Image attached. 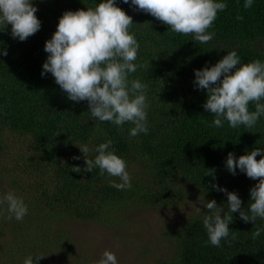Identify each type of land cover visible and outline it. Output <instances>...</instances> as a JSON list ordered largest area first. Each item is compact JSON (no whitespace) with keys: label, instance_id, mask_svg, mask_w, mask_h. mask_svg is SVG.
Wrapping results in <instances>:
<instances>
[{"label":"trees","instance_id":"1","mask_svg":"<svg viewBox=\"0 0 264 264\" xmlns=\"http://www.w3.org/2000/svg\"><path fill=\"white\" fill-rule=\"evenodd\" d=\"M32 2L38 8L39 31L20 41L12 37L11 24L0 29V198L12 191L28 208L23 220L14 215L9 220L7 203L0 204V264H24L27 257L39 255L44 257L36 264H52V256L73 255L62 221L114 226L131 208L171 207L192 197L201 200V210L163 227L169 250L155 264H264V219L245 222L239 212L232 213L229 227L235 239L230 236V244L222 240L220 247L211 245L203 226L206 201L215 199L227 211V195L213 183L237 192L242 209L248 211L250 189L258 180L238 168L233 175L226 160L229 152L238 158L256 147L264 149V116L252 129L232 128L227 120L216 127L214 115L203 107L206 90L194 85V70L211 67L228 51L236 50L241 64L256 59L264 63V0H253L248 9L245 0H218L227 8L218 12L209 29L215 36L206 44L197 42L194 34L173 32L151 14L136 10L130 0H115L132 17L130 32L140 45L134 62L138 67L129 80L148 85L149 131L135 137L129 134L133 125L121 128L95 120L87 101L70 100L50 72L41 74L48 56L45 42L62 14L94 8L101 0ZM249 110H255L253 103ZM109 139L111 149L127 162L131 189L113 187L119 178L100 175L99 168L72 171L76 165L86 167L80 146L86 145V158L94 159L96 147ZM207 169H215V179L205 175ZM257 229L261 234L253 238ZM65 264L87 263L76 258Z\"/></svg>","mask_w":264,"mask_h":264},{"label":"clouds","instance_id":"2","mask_svg":"<svg viewBox=\"0 0 264 264\" xmlns=\"http://www.w3.org/2000/svg\"><path fill=\"white\" fill-rule=\"evenodd\" d=\"M129 3V0H123ZM136 10L151 14L161 23L178 34H194V39L206 44L213 40L215 33L209 31L217 19L218 12L227 8L218 0H130ZM253 0H245L244 8H251ZM38 8L32 0H0V29L11 24V35L24 41L40 30L41 21L36 16ZM237 20L243 17L237 15ZM133 19L115 0H101L94 8L67 10L59 18L56 31L44 45L48 53L43 63L42 75L51 73L55 82L74 101H87L91 117L101 122H111L117 127L125 123L133 125L130 136L147 134L149 107L147 99L148 85L139 79L129 80V74L137 70L139 43L135 34L130 32ZM7 55V51H2ZM194 85L206 90L207 98L203 107L214 115L213 125L223 126L227 120L229 126L241 125L252 129L261 116H264V63L259 59L241 64V57L236 50L228 51L211 67L196 69ZM255 110H249V104ZM112 141L99 144L95 151L98 155L88 159L89 148L80 146L85 156L86 167L76 165L72 171L92 172L99 168V174L107 172L118 177L121 182L112 181L118 190L131 189V176L127 171V162L111 149ZM257 156L260 159L257 160ZM79 159V157H74ZM227 169L236 174L237 168L248 178L258 180L250 189L248 211L242 209V200L235 191H228L213 183L212 187L227 195V211L217 205L215 199L206 201L209 210L203 217V226L207 231L208 241L212 246L220 247L222 240L235 239L230 233L229 224L233 221L232 213L239 212L240 218L255 222L264 219V149L254 148L238 158L229 152L226 160ZM205 175L213 176L215 169H207ZM7 203V211L17 221L23 220L28 212L23 198L14 192H7L0 198V204ZM201 210L198 208V211ZM224 212L222 216L221 213ZM250 213V214H249ZM260 229L253 233L259 237ZM44 255L27 257L24 264H36ZM96 264H118L116 255L105 250Z\"/></svg>","mask_w":264,"mask_h":264},{"label":"rangeland","instance_id":"3","mask_svg":"<svg viewBox=\"0 0 264 264\" xmlns=\"http://www.w3.org/2000/svg\"><path fill=\"white\" fill-rule=\"evenodd\" d=\"M2 188H7L5 183ZM200 203L201 200L192 197L171 207H134L126 211L120 223L114 226L62 221L59 224L68 234L66 238L73 242L74 253L67 258L52 256L51 262L65 264L80 258L87 264H96L103 252L108 250L116 255L118 264H155L169 250L162 236L163 227L187 218Z\"/></svg>","mask_w":264,"mask_h":264}]
</instances>
